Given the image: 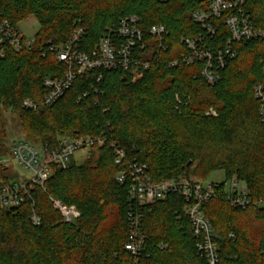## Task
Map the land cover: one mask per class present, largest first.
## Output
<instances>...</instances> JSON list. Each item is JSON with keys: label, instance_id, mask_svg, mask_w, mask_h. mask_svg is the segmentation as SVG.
<instances>
[{"label": "trees", "instance_id": "1", "mask_svg": "<svg viewBox=\"0 0 264 264\" xmlns=\"http://www.w3.org/2000/svg\"><path fill=\"white\" fill-rule=\"evenodd\" d=\"M248 4L254 22L264 28V0ZM204 7L203 0H0L2 17L15 28L31 15L41 25L31 47L18 51L9 46L0 55V148L6 137L1 106L18 110L29 138L49 152L63 135L106 134L110 140L83 163L53 164L45 190L35 186L18 208L0 206V264H135L125 249L130 182L117 179L124 166L116 164L111 142L147 164L157 182L181 175L204 180L218 169L226 180L237 176L244 181L252 205L231 206L225 180L217 183V197L203 210L216 231L217 264H264V206L258 205L264 197V121L253 92L264 80V41L236 44L238 56L222 69L217 83L208 84L201 76L203 61H181L188 52L183 37L201 34L199 45L218 49L230 35L222 20L215 22L216 33L208 34L194 17ZM130 15L145 31L155 24L168 30L158 62L142 77L133 80L124 69L104 70L100 80L89 73L52 106L23 107L26 98L43 99L45 77L66 71L52 45L65 43L81 25L85 33L79 47L91 50ZM146 38L150 50L158 48L155 38ZM173 60L178 64L171 65ZM211 108L216 116L207 114ZM11 178L9 166L0 164V185ZM52 198L76 206L81 215L65 222ZM185 204L182 196L170 194L143 209L150 256L139 264H208L197 250ZM161 241L169 247L160 249Z\"/></svg>", "mask_w": 264, "mask_h": 264}, {"label": "built area", "instance_id": "2", "mask_svg": "<svg viewBox=\"0 0 264 264\" xmlns=\"http://www.w3.org/2000/svg\"><path fill=\"white\" fill-rule=\"evenodd\" d=\"M203 1L205 7L194 13L195 19L202 24L209 35H214L217 31L216 20H222L230 35L223 47L218 49L199 45V42L203 41L201 34L194 39L183 37L182 42L187 46L188 52L182 55L181 61L187 64L203 61L201 76L205 82L213 85L220 80L221 71L228 62L238 56L239 51L235 45L250 40L264 41V28L254 22L249 0ZM84 33L85 28L79 25L65 43L50 47L57 59L65 65L66 71L60 77H45L43 85L46 93L43 99L35 102L26 98L23 101L24 108L37 110L52 106L64 96L78 77H84L89 73H93L97 80H100L104 70L124 69L132 73L133 80H137L158 62V54L162 48L164 49V38L168 30L162 24H155L145 31L139 25V18L130 15L123 17L117 27L110 28V33L103 35L98 44L88 51L79 47ZM146 35L157 40L158 48L149 49L150 44ZM33 43L34 38L27 39L19 29L2 17L0 10V55H5L6 47L10 46L19 51L24 47H31ZM178 62L179 60H173L171 65H176ZM253 92L259 102L261 119L264 121V80L255 85ZM207 114L216 116L217 112L211 108ZM109 141L106 134L75 138L63 135L58 148L49 152L46 145L37 146L23 137L13 140L10 155L7 156L8 158L1 157L0 164L8 166L9 161H16L30 172V176H19V179L12 178L8 183H2L0 206L7 209L18 208L30 198L35 186H41L45 190V184L52 174L53 164L66 168L74 160L76 152L90 154ZM110 145L115 152L116 164L124 166L117 175L118 181L130 182V231L125 249L134 257L135 264H139L140 258L150 256L148 238L143 227V209L170 194H178L184 198L186 204L183 213L190 219L192 233L197 240V250L208 264H217L220 253L215 241L216 231L203 210L205 203L217 197V183L206 184L195 176L187 175L154 181L149 174L147 164L136 158H130L126 150L117 146L115 142H111ZM229 185V189L224 190V195L231 206L244 209L252 205L253 199L244 181L234 176L230 179ZM52 201L62 212L65 222H72L81 215L74 205L68 206L54 198ZM258 205L264 206V197L260 198ZM32 218L35 224L40 223L36 213ZM158 247L167 249L169 244L161 241Z\"/></svg>", "mask_w": 264, "mask_h": 264}, {"label": "rangeland", "instance_id": "3", "mask_svg": "<svg viewBox=\"0 0 264 264\" xmlns=\"http://www.w3.org/2000/svg\"><path fill=\"white\" fill-rule=\"evenodd\" d=\"M18 27L19 30L23 33V35L27 39H32L35 38V35L41 28V25L38 19L34 15H31L28 18L20 21L18 23ZM1 113L6 124V137L4 138L2 147L0 148V158L1 157L8 158L7 156L10 155V148L12 145V141L20 137L31 139L32 141L35 142V144H37V146L41 145L38 139L29 138L28 134L24 130L18 110H13L12 108L1 106ZM88 156H89L88 153L78 151L74 155V161L78 164L83 163ZM8 166L11 176L14 175V178L16 179H19L18 178L19 176L20 177L30 176V172L16 161L13 162L9 161ZM225 180H226L225 171L223 169H218L213 171L208 178L202 181H204V183L206 184H209V183H221ZM229 182L230 180H226L224 185V190L229 189L230 186Z\"/></svg>", "mask_w": 264, "mask_h": 264}]
</instances>
